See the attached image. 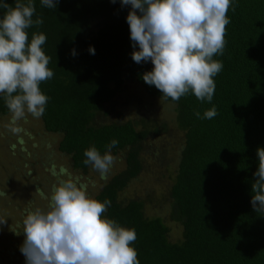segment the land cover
I'll return each instance as SVG.
<instances>
[{
  "label": "trees",
  "instance_id": "trees-1",
  "mask_svg": "<svg viewBox=\"0 0 264 264\" xmlns=\"http://www.w3.org/2000/svg\"><path fill=\"white\" fill-rule=\"evenodd\" d=\"M3 2L14 6V0ZM33 2L34 19L39 16L44 23L28 29L29 41L33 33L46 35L42 48L54 72L40 85L49 97L41 117L44 127L62 135L59 150L71 157L74 170H87L84 152L92 146L103 155L115 139L118 144L111 152L127 150L126 168L109 174L91 197L110 200L104 216L135 230L132 246L140 264H264V213H257L251 203L257 150L264 148V0H232L225 49L213 57L222 61L223 69L214 77L211 102H201L192 92L173 101L144 82L143 75L154 65L132 59L139 48L133 47L127 23L131 5L123 6L121 0H58L49 9L41 0ZM128 81L173 103L185 133L170 191L171 220L183 229L175 241L165 218L146 216L144 201L125 203L120 198L145 168L140 150L166 124L122 120L123 115L112 122L95 121ZM212 107L218 112L213 119L195 115L203 117ZM8 114L0 97V118ZM160 168H166L163 162Z\"/></svg>",
  "mask_w": 264,
  "mask_h": 264
},
{
  "label": "clouds",
  "instance_id": "clouds-1",
  "mask_svg": "<svg viewBox=\"0 0 264 264\" xmlns=\"http://www.w3.org/2000/svg\"><path fill=\"white\" fill-rule=\"evenodd\" d=\"M113 3L116 0H112ZM58 0H41V5L55 9ZM131 5L127 16L137 63L151 61L152 71L143 75L148 85H154L165 98L179 101L192 92L195 97L211 102L216 89L214 77L223 69L226 45L227 15L232 0H121ZM0 97L10 114L5 127L14 135L23 132L18 122L27 114L41 118L49 97L41 83L54 76L48 67L51 57L42 45L47 37L28 29L44 23L37 16L33 0H14V6L0 3ZM139 10V15L137 14ZM234 11V9H233ZM89 51L95 54L94 47ZM75 55V50H73ZM201 119H213L217 109L206 110ZM118 144L113 139L102 155L95 146L85 150V165L107 180L116 158L111 149ZM259 167L252 186L251 203L257 213H264V148L258 150ZM65 170L53 175L63 176ZM87 185L79 179H59L52 187L49 210L30 211L23 220L25 240L20 248L26 264H140L138 252L132 246L137 239L134 229L120 226L104 216L110 200L101 202L87 193ZM4 193H0V196ZM7 219L0 217V226Z\"/></svg>",
  "mask_w": 264,
  "mask_h": 264
},
{
  "label": "rangeland",
  "instance_id": "rangeland-1",
  "mask_svg": "<svg viewBox=\"0 0 264 264\" xmlns=\"http://www.w3.org/2000/svg\"><path fill=\"white\" fill-rule=\"evenodd\" d=\"M118 94L96 115V122H112L123 115L122 120L143 118L152 119L154 124H166V129L161 127L162 131L146 141V149L140 150L145 168L121 191L120 198L125 203L131 199L144 201L146 216L165 218L171 239L178 240L183 229L171 220L170 191L185 133L177 123L175 106L162 97L150 95L132 81L126 82ZM10 118L11 114L0 118V193H4L0 196V217L7 219V224L0 226V264H26L20 251L25 240L23 220L37 208L49 210L53 185L59 179H79L92 196L102 189L104 182L90 166L87 170L71 168V157L59 150L62 135L48 132L41 118L27 114L26 120L18 122L23 128L18 135L5 127ZM111 153L116 161L109 174L114 175L126 168L127 150ZM159 158L166 168H160L162 162L154 164ZM61 168L65 170L63 176L53 175Z\"/></svg>",
  "mask_w": 264,
  "mask_h": 264
}]
</instances>
